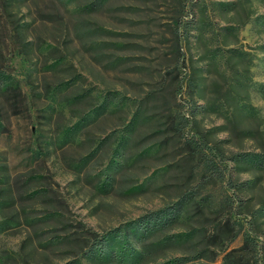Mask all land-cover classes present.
Returning a JSON list of instances; mask_svg holds the SVG:
<instances>
[{"label":"rangeland","instance_id":"obj_1","mask_svg":"<svg viewBox=\"0 0 264 264\" xmlns=\"http://www.w3.org/2000/svg\"><path fill=\"white\" fill-rule=\"evenodd\" d=\"M89 1L0 0V264H129L135 219L191 192L170 233L204 241L145 264H264V0Z\"/></svg>","mask_w":264,"mask_h":264},{"label":"trees","instance_id":"obj_2","mask_svg":"<svg viewBox=\"0 0 264 264\" xmlns=\"http://www.w3.org/2000/svg\"><path fill=\"white\" fill-rule=\"evenodd\" d=\"M22 1V0H19ZM25 0H23L24 2ZM103 0H93L86 2L77 9L78 13L83 11L92 10L96 7L102 6ZM25 18V17H24ZM33 22L24 21L22 25L17 27L18 30H29L32 26ZM13 87L12 81L9 78V74L6 72L5 61L3 57V51L0 47V91H9V89ZM244 159H248L251 161V164L257 166L259 169L264 168V154L263 153H245ZM222 155L220 156V160L222 161ZM225 171L218 168L217 163H213L211 167V174L207 179L210 178H223ZM197 195L196 192L184 193L179 196L176 202L169 203L162 208L157 210L148 211L135 219L133 224L129 228V233L134 236L137 241V245H132L130 242L126 241L122 245V250L124 252H128L130 256H132V261L129 264H145L154 257V254L157 252H161L163 249H166L170 245H176L177 247L183 246L188 242L201 240L204 241V238H200L198 234L199 230H181L176 233H170L172 229L178 228L185 221V210L190 205V203L195 199ZM234 201H237L236 197H233ZM235 233L231 239L236 236ZM159 237V239L152 243V239ZM200 238V239H199ZM207 240V237H205ZM230 239V240H231ZM193 244V243H192ZM106 248V238L104 237L102 240L94 242L88 252L86 253V257L89 259H100L104 255V250ZM247 248V250H246ZM139 249V251H138ZM244 251H251L252 253H257L259 249L258 238L255 235H250V232L245 234L243 244L240 248ZM194 257L189 258L185 256H180L177 258H173L171 260L165 261L160 264H184L188 262L190 259H200L204 256V253L201 249H194L193 251ZM120 262L123 261V257H117ZM58 264H81L78 258H71L70 260L58 263ZM124 264V263H123Z\"/></svg>","mask_w":264,"mask_h":264}]
</instances>
